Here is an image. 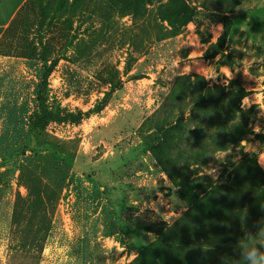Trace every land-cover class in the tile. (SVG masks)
<instances>
[{
    "label": "rangeland",
    "instance_id": "1",
    "mask_svg": "<svg viewBox=\"0 0 264 264\" xmlns=\"http://www.w3.org/2000/svg\"><path fill=\"white\" fill-rule=\"evenodd\" d=\"M72 1L26 12L19 46L35 53L1 72L0 264H156L154 254L165 264H247L245 246L264 251V0H185L201 13L164 39L136 18H158L169 0H140L136 12L122 0L129 6L111 10L103 31L97 15L86 18L100 0L70 10ZM11 41L3 52L13 53ZM53 60L44 96L65 119L35 131L38 86ZM182 76L158 125L175 123L176 105L191 114L195 97L178 94L244 88L231 114L251 133L213 153L190 132L162 137L155 157L142 136ZM80 112L91 113L74 122Z\"/></svg>",
    "mask_w": 264,
    "mask_h": 264
},
{
    "label": "trees",
    "instance_id": "2",
    "mask_svg": "<svg viewBox=\"0 0 264 264\" xmlns=\"http://www.w3.org/2000/svg\"><path fill=\"white\" fill-rule=\"evenodd\" d=\"M82 0H73L72 3L69 5L70 10L75 9L77 4ZM133 2H130V5L136 10L140 11L141 3L140 0H132ZM208 0H203V4H205ZM45 2L43 6V13L48 12L51 8L52 3L54 0H27L25 4L20 8L18 14L11 22L9 28L6 30L5 34L3 35L2 41L0 42V55L3 56H11V57H22V58H31L35 50L33 47L27 48V47H20L19 46V39L22 36L21 33H18V22L21 20V18L24 16V14L30 10H33L34 7L38 5H42ZM85 5V4H84ZM87 7H84V9H89V4H86ZM129 5H126L125 2H122V0H100L99 4L95 9L90 11L89 15H86V18H92V15H97L99 17V23H101V31H103L108 23L113 21L111 18V10L114 9H123L128 7ZM60 11V10H59ZM86 11V10H84ZM146 13V12H145ZM145 13L139 12V17L136 19L139 20L140 24H145L146 22H153L158 27V35H160V39H164L169 36L177 35V32L179 29L184 27L189 21L193 19V15L201 13L200 10H197L195 8H190L185 0H169L167 4H160L157 7V13L158 18L153 19L150 18V14L146 13L147 16H145ZM214 17V16H213ZM54 18V17H53ZM52 18V19H53ZM51 19V20H52ZM160 20L161 22H167V26L171 30H167L166 27H164L162 24H158L155 22V20ZM213 19V18H212ZM235 21L238 23V18L234 16ZM225 23V27H227V22ZM234 23V21H233ZM236 24V22H235ZM24 29V28H23ZM25 30V29H24ZM25 32V31H24ZM8 35H11L8 38ZM228 35V30H226V34ZM224 36H222L220 39H222ZM77 38L74 36V39ZM9 39L12 40V48L13 53H5L1 49L3 46L8 47L9 45ZM73 38L69 41V44H72ZM11 45V44H10ZM29 46H31V42H29ZM39 46L44 52H50L51 45L49 43H44L42 40L39 41ZM30 51V52H29ZM226 57L223 56L221 60ZM48 60H43V63H47ZM57 64V60H53L51 62L50 66L45 65V72L42 77V81L40 82L38 86V102H39V113L35 116V118L31 121L30 125L33 130L35 131H43L46 127V125L49 122L52 121H64L65 116H59L55 112H53L48 104H47V98L44 96L46 90L49 86L48 78L53 72L55 66ZM132 66L131 62L129 61L127 63V69H130ZM188 78L186 76L179 77L176 83V86L171 91V93L167 96V98L162 103L160 109L154 114L153 117L149 119V122L155 123L156 127L152 130V132H147L143 134V143L144 145L151 150L152 154L155 155V157H158L160 151L162 150V144L160 142V138H172L175 134H180L184 132H190L192 135V138L202 141V140H210L212 142V148L213 150L211 153L217 151V150H226L229 148V143H236L242 141L243 137L246 134H250L251 130L246 128L245 125L240 124L233 120V115L231 114V109H235V106L237 102H241L244 100V98L247 96V92L244 88H240V94H211L212 90L207 89L205 91L206 94H203L201 97V94H178L179 97L190 95L195 97L193 101V105L191 107V114L189 116H186V113H184L182 107H179L176 105L178 110V116L173 125H169L166 123V128L164 129L161 125H158L159 118L161 116L164 117L168 115L172 108H173V100L174 94L176 92V89L180 88V86L185 84V81ZM214 89L220 90L223 92V89L221 86H215ZM106 100V96L103 98V101ZM103 109V108H102ZM237 109V108H236ZM89 113L86 112L82 113L80 112L77 115H72L74 122H79L83 118L89 116ZM195 120V126L192 130H190L187 126L190 124L191 121ZM144 126V125H143ZM258 134H256V138H260ZM183 138V137H182ZM181 138V139H182ZM206 150L207 147H204ZM166 149H163L162 153L164 155H168V157L175 156L174 153H168L165 152ZM180 150H178L176 153L179 154ZM192 154L196 155L195 152ZM206 153H201L202 156H204ZM170 156V157H171ZM200 156V157H202ZM190 231V230H189ZM208 231V237L211 235L212 226L207 228L204 232ZM192 234H196L197 232H194V230L190 231ZM206 234V233H205ZM220 245V244H216ZM216 249V248H215ZM216 251V250H215ZM227 254V246L221 245V251L220 252H213L219 257H222L223 254ZM207 254L205 257H207ZM154 260H156V264H165L163 261H160L157 256L153 255ZM199 257H203L201 254Z\"/></svg>",
    "mask_w": 264,
    "mask_h": 264
},
{
    "label": "crops",
    "instance_id": "3",
    "mask_svg": "<svg viewBox=\"0 0 264 264\" xmlns=\"http://www.w3.org/2000/svg\"><path fill=\"white\" fill-rule=\"evenodd\" d=\"M26 1L27 0H0V42L11 22ZM20 60V58L16 57L0 55V76H2L1 72H4V67L9 74H12L14 72L13 66L17 67Z\"/></svg>",
    "mask_w": 264,
    "mask_h": 264
},
{
    "label": "clouds",
    "instance_id": "4",
    "mask_svg": "<svg viewBox=\"0 0 264 264\" xmlns=\"http://www.w3.org/2000/svg\"><path fill=\"white\" fill-rule=\"evenodd\" d=\"M244 256L247 261V264H264V251H260L256 247L245 246Z\"/></svg>",
    "mask_w": 264,
    "mask_h": 264
}]
</instances>
